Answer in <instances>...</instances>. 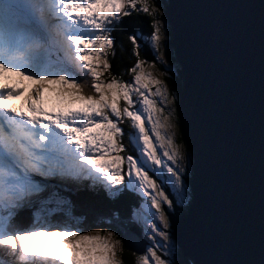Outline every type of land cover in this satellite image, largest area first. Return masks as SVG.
<instances>
[{
	"label": "snow or ice",
	"instance_id": "obj_1",
	"mask_svg": "<svg viewBox=\"0 0 264 264\" xmlns=\"http://www.w3.org/2000/svg\"><path fill=\"white\" fill-rule=\"evenodd\" d=\"M161 7L155 0H0V253L8 264H123L125 241L102 218L94 234L51 223L48 205L68 203L69 186L85 182L109 199L139 196L131 222L149 243L131 252L135 264H178L170 218L191 197L184 143H176V95L146 70L156 63L140 57L146 40L165 66L159 76L167 75ZM132 12L149 18L151 32L128 35L136 59L124 81L108 57L116 55L112 30ZM46 87L67 106H39ZM32 210L31 223L19 226V214ZM119 231L134 248L135 234ZM212 264H264V217L259 260Z\"/></svg>",
	"mask_w": 264,
	"mask_h": 264
},
{
	"label": "water",
	"instance_id": "obj_2",
	"mask_svg": "<svg viewBox=\"0 0 264 264\" xmlns=\"http://www.w3.org/2000/svg\"><path fill=\"white\" fill-rule=\"evenodd\" d=\"M264 0H166L192 202L171 218L191 264L259 260L264 217ZM137 253L144 242L136 228Z\"/></svg>",
	"mask_w": 264,
	"mask_h": 264
},
{
	"label": "trees",
	"instance_id": "obj_3",
	"mask_svg": "<svg viewBox=\"0 0 264 264\" xmlns=\"http://www.w3.org/2000/svg\"><path fill=\"white\" fill-rule=\"evenodd\" d=\"M155 2L158 5H161V12L163 13V19L166 21L165 17V8H166V0H155ZM150 20L148 17L144 15H137V13L132 12L130 16L123 17V19L116 25V27L112 30L111 35L115 43V58H113L111 55H109V61H110V72L119 77L122 78L124 81H130L131 75L127 72V69L132 67V65L135 63L136 57L132 54V44L128 40V35L134 32H139L143 35L150 34L151 28H150ZM167 25V23H166ZM169 33V40H170V30ZM144 47L140 50V57L141 59H146L149 63H156L157 70L158 71H165V66L160 64L156 60V54L154 50L151 48L150 45L147 44V41H143ZM163 47V42H162ZM165 53V57L168 58V60L173 63L171 64L167 69V75L162 77V79L167 83L170 91L175 92V95L177 96V93L181 87V70L177 62L175 61L172 54L167 53V49H163ZM175 115H176V142L180 143L183 141L184 143V152L185 155L189 156L190 160V166L188 167V174L189 172H192V169H190L193 161L191 159V154L189 152V149L185 145V142L182 138L181 132H180V126L177 119V101L175 99ZM127 136H124V139ZM125 142L128 144L127 139H125ZM189 176V175H188ZM188 176H187V184H188ZM189 187V184H188ZM137 196V195H136ZM190 202L187 204H181L177 206L174 210V212H179L180 209L188 208L189 205L192 202V194L190 192ZM74 201L78 202V206L76 209L72 210V213L75 214L79 219H83L82 224L87 230H93L96 229L97 221L101 218L105 223H103V228L106 230L112 229L113 231L117 232V235L120 236L119 229H122L120 227H116V223L114 222V215L115 213H118L122 211L123 214L128 216L130 214V207L134 204V202H138V200L135 198V195L131 192L125 191L118 200L108 199V200H102L98 198L97 200L92 199L89 196H79L78 198H74ZM94 200V201H93ZM136 200V201H135ZM122 208V210L120 208ZM32 212L34 210L25 211L19 214L17 217V224L21 227H27L33 218ZM57 223L60 222L62 217H57L56 215L53 217ZM58 218V219H57ZM109 220V221H108ZM172 232V231H171ZM121 238V237H120ZM122 259L124 264H135V257L131 255V251H129L127 248L122 253ZM174 259L178 261V264H191L189 259L183 258L181 255V251L179 247H176V254L174 256Z\"/></svg>",
	"mask_w": 264,
	"mask_h": 264
},
{
	"label": "rangeland",
	"instance_id": "obj_4",
	"mask_svg": "<svg viewBox=\"0 0 264 264\" xmlns=\"http://www.w3.org/2000/svg\"><path fill=\"white\" fill-rule=\"evenodd\" d=\"M166 24V23H165ZM167 26V25H166ZM168 36H169V33H168V30H167V32H166V40L165 41H163V49H167V47H168V41H169V39H168ZM167 53H169L168 51H167ZM160 55V54H159ZM165 60L168 62V67L172 64L173 65V63H171L169 60H168V58L167 57H165ZM145 68H146V70H150V71H152L153 72V75L154 76H156L157 78H160V79H162V77H160L159 76V71L157 70V68L156 69H148L147 68V65H145ZM104 78L105 79H107V75L105 74V76H104ZM163 80V79H162ZM153 91L155 90L154 88L152 89ZM49 90H48V88H45V91H44V96H43V98H42V100H45L46 102H47V104H43V107L46 109V110H54V109H57V108H63V107H66L67 105H66V103H62V102H60V101H58V100H51L50 99V96L48 95V92ZM122 103V102H121ZM41 106V105H40ZM81 105L79 104V103H76V104H72L71 105V107H73V108H76V107H80ZM174 106H175V102H174ZM125 124L126 123H128V121L127 120H125V122H124ZM129 124V123H128ZM127 128L128 129H131L129 126H127ZM176 129H177V124H176ZM177 144H179L178 142H176ZM134 154V153H133ZM169 163V165L171 166V161H169L168 162ZM189 165H190V160H189V156L188 155H186V166L187 167H189ZM151 174V173H150ZM188 185V184H187ZM166 191H171L170 189H166ZM173 199L175 200V196L173 195ZM165 207H167V206H165ZM68 208V206L66 205V204H63V205H61L60 207H59V209H63V210H66ZM157 223H159L158 221H156ZM52 224H54L55 225V223H53V222H51ZM63 223H68V224H71V225H75L76 227H79L81 230H82V232H81V234H88V233H95L97 230H93V231H85L83 228H82V226H80V223L78 222V220L75 218V217H73V216H69V218L67 219V220H65L64 222H62L61 224H63ZM53 230H59V229H53ZM150 235H151V233H149ZM143 237H144V239H146L147 240V238L144 236V234H143ZM157 239H159L158 237H157ZM148 243H149V241H148ZM121 259H122V254H121V257H120ZM122 261H123V259H122Z\"/></svg>",
	"mask_w": 264,
	"mask_h": 264
},
{
	"label": "bare ground",
	"instance_id": "obj_5",
	"mask_svg": "<svg viewBox=\"0 0 264 264\" xmlns=\"http://www.w3.org/2000/svg\"><path fill=\"white\" fill-rule=\"evenodd\" d=\"M13 79L15 80V79H17V78L14 77ZM46 88H47V87H46ZM47 93H48V95L50 96V99H51V100H57L55 91H48ZM58 101H59V100H58ZM19 102H20V101H18V100H17V101H9L8 104H9V103H12V106H14L15 104H18ZM43 104L45 105V104H47V102L44 101V100H42V101L40 102L39 106L41 105V107H43ZM8 106H9V105H8ZM48 111H51V110H48ZM127 141H128V138H127ZM126 144H127V143H126ZM127 145H128V144H127ZM70 188H74V187H73L72 185H70ZM74 191H75V190H70V189H69V192H68V193H74ZM94 192H95V191H91L90 193H94ZM66 199H67L68 202L78 203L77 201L70 200V199L68 198V196H66ZM92 199L97 200V198H92ZM93 201H94V200H93ZM134 206L137 207V208L139 207V205H138V204H135V203H134ZM7 262H8V261H7Z\"/></svg>",
	"mask_w": 264,
	"mask_h": 264
}]
</instances>
